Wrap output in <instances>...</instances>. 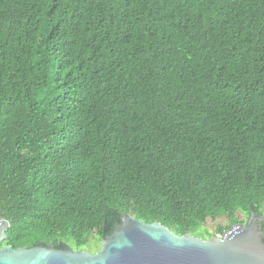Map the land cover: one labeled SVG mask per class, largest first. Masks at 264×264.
<instances>
[{"label": "trees", "instance_id": "obj_1", "mask_svg": "<svg viewBox=\"0 0 264 264\" xmlns=\"http://www.w3.org/2000/svg\"><path fill=\"white\" fill-rule=\"evenodd\" d=\"M251 212L264 0H0L1 246L91 248L127 215L200 237Z\"/></svg>", "mask_w": 264, "mask_h": 264}, {"label": "water", "instance_id": "obj_2", "mask_svg": "<svg viewBox=\"0 0 264 264\" xmlns=\"http://www.w3.org/2000/svg\"><path fill=\"white\" fill-rule=\"evenodd\" d=\"M258 221H264L263 216L251 212L231 238L202 239L127 215L93 251L1 246L9 222L0 217V264H264Z\"/></svg>", "mask_w": 264, "mask_h": 264}, {"label": "rangeland", "instance_id": "obj_3", "mask_svg": "<svg viewBox=\"0 0 264 264\" xmlns=\"http://www.w3.org/2000/svg\"><path fill=\"white\" fill-rule=\"evenodd\" d=\"M228 223L226 218H220V219H216L215 221L211 222H207L204 225V228H200L199 230V235L200 238L202 239H206L209 238L207 236V234H211L214 236V234L216 233V229L218 227H223L226 226ZM89 243L92 245L91 248H87V247H83V250H99V242L95 239L94 236L89 237Z\"/></svg>", "mask_w": 264, "mask_h": 264}, {"label": "built area", "instance_id": "obj_4", "mask_svg": "<svg viewBox=\"0 0 264 264\" xmlns=\"http://www.w3.org/2000/svg\"><path fill=\"white\" fill-rule=\"evenodd\" d=\"M241 224H234L232 225L230 228H228L227 230H224L223 232L221 233H218V234H214V236L218 239H227V238H231L232 236H234L238 230H239V226Z\"/></svg>", "mask_w": 264, "mask_h": 264}, {"label": "flooded vegetation", "instance_id": "obj_5", "mask_svg": "<svg viewBox=\"0 0 264 264\" xmlns=\"http://www.w3.org/2000/svg\"><path fill=\"white\" fill-rule=\"evenodd\" d=\"M264 218V217H263ZM263 222V221H262ZM258 223V222H257Z\"/></svg>", "mask_w": 264, "mask_h": 264}]
</instances>
